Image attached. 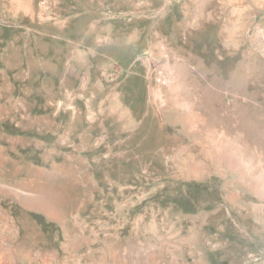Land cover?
I'll use <instances>...</instances> for the list:
<instances>
[{"label":"rangeland","instance_id":"1","mask_svg":"<svg viewBox=\"0 0 264 264\" xmlns=\"http://www.w3.org/2000/svg\"><path fill=\"white\" fill-rule=\"evenodd\" d=\"M0 264H264V0H0Z\"/></svg>","mask_w":264,"mask_h":264}]
</instances>
